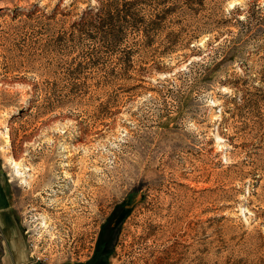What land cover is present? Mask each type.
Segmentation results:
<instances>
[{
  "label": "rangeland",
  "instance_id": "rangeland-1",
  "mask_svg": "<svg viewBox=\"0 0 264 264\" xmlns=\"http://www.w3.org/2000/svg\"><path fill=\"white\" fill-rule=\"evenodd\" d=\"M120 2L0 0V264H264V0Z\"/></svg>",
  "mask_w": 264,
  "mask_h": 264
},
{
  "label": "trees",
  "instance_id": "trees-1",
  "mask_svg": "<svg viewBox=\"0 0 264 264\" xmlns=\"http://www.w3.org/2000/svg\"><path fill=\"white\" fill-rule=\"evenodd\" d=\"M120 1H121L120 5L122 7H125L126 5H131L132 3L136 2V0H120ZM154 1L158 6H161V8L154 13L153 20L151 22L152 24H156L157 21L165 20L168 16L180 17V16L187 15V14L194 15L199 12L201 7H203V0H154ZM255 6L259 10L264 11V3L262 6H260L259 3L255 2ZM103 11H104L103 7L96 8L95 12L89 9L87 12H84L80 16L77 22L73 23L72 27L73 28L80 27V29H78L79 32L86 29V27H94L98 29L99 27L95 26L93 23V20L91 19L95 17H98V19H100L101 15L103 14ZM124 11L125 10H123V8L122 9L119 8L117 10V14H120ZM259 24L264 26V18L261 20V23ZM251 30L252 29H250L249 32ZM189 43L190 42L188 41L187 44ZM117 214H118V209L113 210V212L108 217L107 221L102 224L101 229L99 231V236L97 237V240L95 243L94 254L89 260L88 264H94L95 262L101 260L103 254L110 251L112 236L110 234L111 232L109 231L110 229L109 225L112 219H114V217Z\"/></svg>",
  "mask_w": 264,
  "mask_h": 264
},
{
  "label": "bare ground",
  "instance_id": "bare-ground-1",
  "mask_svg": "<svg viewBox=\"0 0 264 264\" xmlns=\"http://www.w3.org/2000/svg\"><path fill=\"white\" fill-rule=\"evenodd\" d=\"M3 130L4 131H8V126L7 125H4L3 126ZM6 138H5V144L7 145V144H10L11 143V137H10V135L8 134V133H6V136H5ZM9 164H11L12 166H13V168H16V169H18V171H21L20 170V163L17 161V160H15V159H13V158H11V161L9 162ZM21 174H23L22 173V171H21ZM21 174H19V175H21ZM26 180V179H25ZM55 181H57V180H55ZM44 201V200H43ZM54 205V204H53ZM59 209V208H58Z\"/></svg>",
  "mask_w": 264,
  "mask_h": 264
},
{
  "label": "crops",
  "instance_id": "crops-1",
  "mask_svg": "<svg viewBox=\"0 0 264 264\" xmlns=\"http://www.w3.org/2000/svg\"><path fill=\"white\" fill-rule=\"evenodd\" d=\"M0 189H1V187H0ZM1 191H2V189H1ZM2 194H3V197H4L5 204L3 206L0 205V226H1V228H3V225L1 223L4 224V222H6V221H7L6 223H8V219H7L8 217H6V214L4 212V210L6 208H8V206L6 207L7 201H6V198H5V195H4L3 191H2Z\"/></svg>",
  "mask_w": 264,
  "mask_h": 264
},
{
  "label": "flooded vegetation",
  "instance_id": "flooded-vegetation-1",
  "mask_svg": "<svg viewBox=\"0 0 264 264\" xmlns=\"http://www.w3.org/2000/svg\"><path fill=\"white\" fill-rule=\"evenodd\" d=\"M4 238H3V235H2V233H0V246L1 245H3V243H4ZM1 252H2V250H1ZM3 256H2V254L0 255V259L2 258ZM22 264H25V263H22Z\"/></svg>",
  "mask_w": 264,
  "mask_h": 264
}]
</instances>
